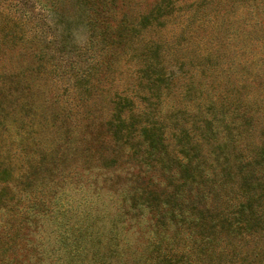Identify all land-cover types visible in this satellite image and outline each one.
<instances>
[{"label":"trees","instance_id":"16d2710c","mask_svg":"<svg viewBox=\"0 0 264 264\" xmlns=\"http://www.w3.org/2000/svg\"><path fill=\"white\" fill-rule=\"evenodd\" d=\"M32 1L7 4L48 36L32 60L84 83L55 112L32 76L52 75L0 21V264H264V0ZM123 61L134 86L102 96ZM86 193L115 204L104 235Z\"/></svg>","mask_w":264,"mask_h":264},{"label":"rangeland","instance_id":"374dc122","mask_svg":"<svg viewBox=\"0 0 264 264\" xmlns=\"http://www.w3.org/2000/svg\"><path fill=\"white\" fill-rule=\"evenodd\" d=\"M31 3L35 6V8H37L38 3L36 1H32L30 0ZM39 3L46 5V7H50V4L48 3H53V0H37ZM136 9L140 8L142 6V3H144L145 0H141V1H136ZM149 2V0H147ZM185 1V0H183ZM187 2H191L193 0H186ZM8 2H10V0H0V21L4 19V25L5 26H12V25H17L18 23L21 24L20 28L18 29V31L21 33L22 37L25 40V45L27 43H30V48L27 49L28 54L25 57V60L22 59L23 62H25L27 60V62L31 59L32 60V56H30V53H35L36 51H38L36 49V47H38L41 44V41H43L44 39L47 40L48 36L45 35L40 36L41 34L39 33V31L37 32L33 27H31V24H26V22L24 21V19H20V22L14 18L13 16H17L16 15V10H13V8L11 10H8L7 4ZM64 5L66 6V8H68V4L63 3V8ZM178 24H170L167 25L166 28H164V31L162 29L163 32H166L165 35L167 34V37H170V35L172 33L177 34L178 33ZM158 30H154V31H150L149 33H146L144 35V40L148 41V40H156L158 39V37L162 34L159 35V33H157ZM162 32V33H163ZM79 36V35H78ZM77 33L75 34L74 38L78 37ZM166 38V37H165ZM165 38H159V39H165ZM189 43H183L182 46H180V48L178 49V47H173V56L172 58H178V59H182V60H186L189 57H191V53L188 51L190 49L189 46H187ZM27 47V46H26ZM140 48V47H139ZM175 48V49H174ZM48 55H50L49 53V49H46ZM38 55V54H37ZM36 55V56H37ZM47 55V56H48ZM51 56V55H50ZM54 55H52V61L49 65V63L46 61L45 58L41 59L40 61L36 62L35 60H32V67H35L34 61L37 65H39L42 69H44L43 67L46 66L45 71H49V75H52V78H48L46 76H37L35 77L33 74V78L38 79V86L41 88L39 89L40 92L43 91H47V89L50 90V92L48 93V95L50 96V98L52 100H54L53 105H54V109L55 112L57 113H62L65 111H69L70 113L74 112L76 110V97L80 94H82V89L80 88L81 83H84V79L81 78V83L79 82V72H72L73 74H76V77L72 75H69L67 73V68H66V64L65 63H61V61L55 60L54 61ZM52 64V65H51ZM59 68V72L57 74V77H55L54 74V70H53V66H56ZM135 63L133 61H123V62H119L118 66L115 67V71H114V75L113 74H109V73H105L104 76H101V78H99V80H96L92 83H94V87H96L97 91H103V94H106L108 91L111 92H115L118 94H125V90H129L131 87L134 86V68H135ZM189 68V69H188ZM186 73H188L187 75H191L193 76L192 80L194 82L203 79L202 77H200L196 71L191 70L192 67L189 66H185L184 67ZM58 71V70H57ZM37 75V74H36ZM187 75H184L185 77ZM196 75V76H195ZM98 78V76H97ZM184 79V78H183ZM89 80V79H88ZM185 80V79H184ZM94 99H92L91 101H93ZM180 99H173L171 98L170 100L166 101L163 105V111H169V108H172V106L170 107V104L173 102H179ZM37 122L35 120L34 123V127H37ZM68 195H70L69 201L72 204V206H76L78 199L82 198L81 193H73V192H69ZM85 197H88L90 200L92 199L91 202V209L89 211V214H91V218H93L92 220H94V227L96 229H98V231L101 233L100 235H104L105 232L109 229V224L110 222H107V219H110L113 216V213L115 211V204H113V202L111 200L108 199V197L106 198H100L99 200L96 199L97 197H91L92 195L89 193L84 194ZM83 208V207H82ZM86 212H87V207L85 206L83 208ZM90 216V215H89ZM90 220V221H92ZM51 229H54L55 226H48ZM124 240L130 242L134 239V235L132 233H126L124 234ZM51 240H53L51 238ZM50 244H52V241L49 242ZM48 248V245H45ZM141 247V246H139ZM58 254L60 255V252H58Z\"/></svg>","mask_w":264,"mask_h":264}]
</instances>
